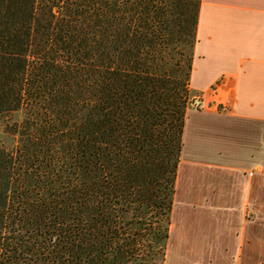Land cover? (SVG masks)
<instances>
[{
    "label": "trees",
    "instance_id": "16d2710c",
    "mask_svg": "<svg viewBox=\"0 0 264 264\" xmlns=\"http://www.w3.org/2000/svg\"><path fill=\"white\" fill-rule=\"evenodd\" d=\"M200 8L0 0V264H166Z\"/></svg>",
    "mask_w": 264,
    "mask_h": 264
},
{
    "label": "crops",
    "instance_id": "0c3cea01",
    "mask_svg": "<svg viewBox=\"0 0 264 264\" xmlns=\"http://www.w3.org/2000/svg\"><path fill=\"white\" fill-rule=\"evenodd\" d=\"M191 88L202 100L187 111L174 212L192 113L233 129L230 141L253 164L223 187L221 215L174 216L166 264H264V0H201Z\"/></svg>",
    "mask_w": 264,
    "mask_h": 264
},
{
    "label": "rangeland",
    "instance_id": "374dc122",
    "mask_svg": "<svg viewBox=\"0 0 264 264\" xmlns=\"http://www.w3.org/2000/svg\"><path fill=\"white\" fill-rule=\"evenodd\" d=\"M202 95L194 94L191 107L201 104ZM23 113L14 115V119L21 120ZM210 113H192L185 136V152L180 182L181 195L177 199L182 206L172 212V220L182 216L210 219L224 212L222 191L228 182H239V174L235 168L241 165L253 164L250 158H241L237 153L233 129L227 130L219 126ZM227 138V140H226ZM17 137L4 131L0 123V144L12 148ZM239 178V179H238ZM177 190V186L175 187ZM176 196V195H175ZM176 197H174L175 203Z\"/></svg>",
    "mask_w": 264,
    "mask_h": 264
}]
</instances>
